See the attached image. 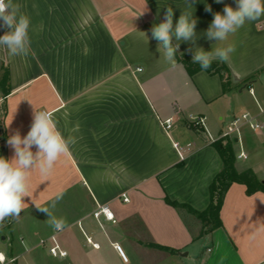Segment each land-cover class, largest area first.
Masks as SVG:
<instances>
[{
    "label": "crops",
    "instance_id": "obj_1",
    "mask_svg": "<svg viewBox=\"0 0 264 264\" xmlns=\"http://www.w3.org/2000/svg\"><path fill=\"white\" fill-rule=\"evenodd\" d=\"M14 3L30 18L31 50L9 56L0 47L6 135L5 142L0 136V156L13 157L8 137L17 130L25 136L35 110L51 111L58 130L76 143L49 176L31 171L19 218L0 224V264H264V191L248 195L245 185L233 183L220 210L221 227L201 239L171 204L197 211L209 204V186L223 163L204 128L215 137L246 112L264 124V16L218 44L205 33L213 13L235 8V0H195L191 8L186 0ZM168 6L174 24L182 11L197 19L195 45L180 42L174 64L151 35ZM5 31L0 27V36ZM227 44L236 51L227 63L212 62L224 68L220 72L191 74L178 57L192 62L190 47L211 51ZM170 118L166 132L162 122ZM197 118H205V127L195 131L189 123ZM246 128L235 148L247 163L239 168L236 161L235 167L251 169L264 184V175L256 173L264 129ZM174 143L193 152L181 161ZM36 205L48 207L51 217ZM103 207L114 222L97 216ZM55 219L66 223L57 235L67 252L63 259L47 251Z\"/></svg>",
    "mask_w": 264,
    "mask_h": 264
},
{
    "label": "clouds",
    "instance_id": "obj_2",
    "mask_svg": "<svg viewBox=\"0 0 264 264\" xmlns=\"http://www.w3.org/2000/svg\"><path fill=\"white\" fill-rule=\"evenodd\" d=\"M186 2L191 8L195 0ZM215 2L223 3V0ZM235 4V8L225 5L223 14L213 13V20L205 33L208 40H215L218 44L226 42L246 23L264 16V0H235ZM20 7L14 0H0V27L6 30L0 36V47L5 48L9 56H27L31 50L30 18L20 11ZM205 11L211 13V6L206 5ZM173 17L174 10L168 6L162 22L152 26L151 35L158 42L160 54L168 63L174 64L180 42L195 45L197 19L188 11H182L175 24ZM235 51L233 44L217 46L211 51L199 47L188 49L192 54V63L198 64L201 71H207L214 60L227 63ZM75 143L73 137L65 138L62 135L53 113L47 110L33 112L30 129L25 136L22 137L17 130L8 137L7 144L13 149V157L0 156V224L8 218H19L25 207L24 198L29 197L31 171L35 169L41 176H49L61 156L68 153L70 146ZM33 146L36 148L35 153ZM61 198V195L55 197L57 200ZM36 208L51 217L48 207L36 205ZM51 225L56 231L66 227L62 219L51 220Z\"/></svg>",
    "mask_w": 264,
    "mask_h": 264
},
{
    "label": "trees",
    "instance_id": "obj_3",
    "mask_svg": "<svg viewBox=\"0 0 264 264\" xmlns=\"http://www.w3.org/2000/svg\"><path fill=\"white\" fill-rule=\"evenodd\" d=\"M187 67L188 71L193 72L200 69L198 64H193L187 57L178 56ZM215 69L220 72L224 68H217L216 64L212 63L208 70ZM7 95V94H6ZM189 127L193 130H200V127L194 123H189ZM0 136L2 142L6 141V135L3 130V115L0 116ZM233 141L227 139L217 140L210 145L216 149L222 159V169L214 177L209 186V204L205 210L197 211L185 204L171 203L182 216L191 214L196 216L201 221V229L196 234V239H201L209 235L212 231L221 227L220 210L223 205L224 197L229 187L233 183H239L246 186L247 194H253L257 191H264V184L255 176L251 169H246L238 172L234 166L235 155L233 151ZM169 202V201H168Z\"/></svg>",
    "mask_w": 264,
    "mask_h": 264
},
{
    "label": "built area",
    "instance_id": "obj_4",
    "mask_svg": "<svg viewBox=\"0 0 264 264\" xmlns=\"http://www.w3.org/2000/svg\"><path fill=\"white\" fill-rule=\"evenodd\" d=\"M262 28V26H260ZM141 69H137V71H140ZM249 92L253 94V90L249 89ZM264 114V111L262 112ZM205 118H197L195 120V125L204 128ZM173 125V120L167 119L164 122H162V126L166 132H168ZM244 127H247L249 130L253 132H258L264 129V124L259 123L256 121L254 117H252L249 113H242L237 116H235L220 132L217 136L213 137L209 132L204 128V133L206 134L207 142L209 144L220 140V139H227L231 140L236 144L241 145V134H242V129ZM177 154L178 158L183 161L185 160L192 152L193 149L191 146L187 145L184 147L179 146L178 144L174 143L173 144ZM238 160H244L246 159L245 153L241 150V152L236 156ZM124 201H127V198H124ZM98 215H103V217L106 220L114 222L113 214L110 212L108 208H100L99 212L97 213ZM62 231V230H61ZM61 231H56L54 230L53 234L46 240L47 243V251L48 254L55 259H63L67 257V252L62 249V247L59 245L57 241V235ZM94 247H97V245H94ZM116 250L121 254L122 259L126 260V257L123 255L121 248L119 246H115Z\"/></svg>",
    "mask_w": 264,
    "mask_h": 264
},
{
    "label": "rangeland",
    "instance_id": "obj_5",
    "mask_svg": "<svg viewBox=\"0 0 264 264\" xmlns=\"http://www.w3.org/2000/svg\"><path fill=\"white\" fill-rule=\"evenodd\" d=\"M245 93L247 94V91ZM245 136H247V134ZM244 138L246 139V137H244ZM235 144L236 143L233 144V151H234V155H235V162L237 161L238 167L241 168L242 165H245L247 162H245L244 160H238L236 158L237 152H236ZM262 151H263V153L262 154H259L260 155L259 158H262V162L258 166H256V173H257L258 176H263L264 175V148L262 149ZM234 166H235V164H234ZM238 172H241V171H238ZM185 215H186V217H185L186 220L190 224H192V223L194 224V227L196 229V234H197L199 232V230L201 229V221L196 216H194V215L187 214V213H185ZM187 216H188V218H187Z\"/></svg>",
    "mask_w": 264,
    "mask_h": 264
}]
</instances>
